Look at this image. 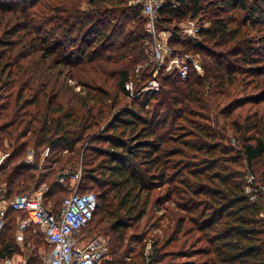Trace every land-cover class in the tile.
Masks as SVG:
<instances>
[{
	"label": "trees",
	"instance_id": "obj_1",
	"mask_svg": "<svg viewBox=\"0 0 264 264\" xmlns=\"http://www.w3.org/2000/svg\"><path fill=\"white\" fill-rule=\"evenodd\" d=\"M176 3L161 10L158 29L179 35V22L207 16L199 42L169 41L205 73L162 71L159 91L132 99L125 84L149 60L140 6L0 0V149L8 153L0 185L11 200L46 183L44 202L59 213L73 192L61 198L58 176L72 178L82 163L81 187H97L86 192L99 201L82 234L95 222L113 247L101 264H264V0ZM31 147L35 163L24 159ZM250 175L261 187L255 199L245 189ZM19 216L26 212H7L0 261L17 251ZM145 218L162 233L151 248L132 247L146 239ZM26 240L38 243L34 234Z\"/></svg>",
	"mask_w": 264,
	"mask_h": 264
},
{
	"label": "built area",
	"instance_id": "obj_2",
	"mask_svg": "<svg viewBox=\"0 0 264 264\" xmlns=\"http://www.w3.org/2000/svg\"><path fill=\"white\" fill-rule=\"evenodd\" d=\"M133 4L141 7L146 18V53L149 60L136 67V79L126 82L125 88L129 97L135 99L143 94L159 91L162 71L167 74L178 72L182 79H186L192 69L204 75V68L198 57L175 50L169 43L175 36L197 43L201 33L198 23L191 19L186 24L178 25L179 35L158 29V23L162 20L161 10L170 4L176 7V0H133L131 5ZM146 68H149L151 76L143 83L142 69ZM77 89L80 90L81 87L78 86ZM33 156L34 153L28 156L29 163H32L30 160ZM80 174L77 172L72 178H78ZM253 183L254 177L250 175L245 189L252 194L251 199H255L256 192L261 189ZM45 193L46 189L40 186L30 193L18 194L8 200L7 186L0 185V234L7 225V212L11 208L26 212L25 217H18L20 232L26 231L32 225L40 228L46 244L50 247L44 264H101L109 257L111 250L108 237L95 235L86 239L87 236L82 234V229L92 220L99 206L95 192H73L64 198L59 213L45 204ZM261 216L264 217V213ZM27 259L16 255L7 256L0 261V264H28Z\"/></svg>",
	"mask_w": 264,
	"mask_h": 264
},
{
	"label": "rangeland",
	"instance_id": "obj_3",
	"mask_svg": "<svg viewBox=\"0 0 264 264\" xmlns=\"http://www.w3.org/2000/svg\"><path fill=\"white\" fill-rule=\"evenodd\" d=\"M127 1H128V4L131 5V2L133 0H127ZM204 3H206V2H204ZM204 5H206V4H204ZM133 6H134V4H133ZM87 7H88V5L86 3H84L83 4V8H87ZM225 8H227V7H225ZM225 8L217 9L219 11L218 14H220L221 17H224L227 14L226 12L221 10V9H225ZM243 15H245V14H243ZM191 19H193L194 21H196L198 23L197 25L200 26L201 32H203L206 29H209L210 26H211L210 22L207 20V16H205V22H204V21H202L201 15H199L196 18H187L186 20H183V21L179 22L178 25H180L182 23L186 24L187 21H189ZM251 31L252 32H251L250 36H256L257 37V35H260V33L257 32L258 31L257 29H254V30H251ZM200 35H201V33H200ZM200 35H199L198 42L200 41ZM259 39L260 38H256L255 39V45H257L256 47H258L259 43H261V41L259 42ZM204 73H205V71H204ZM4 143H5V146H7V147L9 146L7 140ZM32 153H34V156H33V159L30 160V161H32V163H35L37 154H36L35 148H33V147L27 149V152H26V154L24 156V159L26 161H28V158H29L28 156L31 155ZM47 155H48L47 151L41 153V155L39 156V160H40L39 164L43 165L45 163L46 158L48 157ZM7 157H8V153H6L5 150L0 149V167L3 165V163L5 162ZM19 159H21V158H18V160ZM81 167H83L82 163H81V165L79 167L80 169H79L78 172L81 173V174H80V177H78V178L77 177L76 178L65 177L64 172H62L63 174H61L63 177L58 176L57 180L62 185V187L64 188L62 191L58 192V194L61 196V198H63L64 196L68 195L69 193L75 192V191H80V192H86V191H91V190L97 191V189H98L97 187L91 188V189L90 188H86V187H81L82 175H83ZM65 172L67 173V171H65ZM75 174H73V175H75ZM41 186L46 189V192L48 191L49 188H48V185L46 183L42 184ZM47 205L52 207V203L51 202H49ZM157 207H158V205H157ZM157 207H155V209H157ZM164 207L165 206L163 204H160L158 210L154 211L155 215L157 217L162 214V212L164 210ZM157 217H155V219ZM146 221H147V218H145L143 220V222H142L143 225L140 228L141 229L140 231H147L148 230V233L146 234V239L141 241V242H136V243L135 242L133 243V240H129V242L132 241L131 242V246L132 247L139 248L142 243L148 241L147 249L151 248L152 241H149L150 237L152 235H155V234H158V233H162V227L161 226L159 228L154 229V228L149 227L150 223L146 225ZM91 228L92 229L90 230L89 234L86 235L87 237H85L86 239H89V238H91V237H93L95 235H105L107 237V235L109 234L106 231H101V230L95 228V222L92 224ZM37 230H39V228L38 227H34L30 231L27 230V231L20 232L19 228L17 226V228L15 230L16 234H15V238H14L17 251H16V253L14 255H16L17 257H22V258H25V257L28 258V257H31V256L32 257H38V259L41 261L40 264H44V261H45V259L47 258L48 254H49V249L46 246V244L44 243L43 235L41 234V232L38 233ZM133 231H134V229L132 228L129 232L133 233ZM7 232H9V230H4L3 231L2 236L0 237V243H1V240L4 237L5 233H7ZM33 234H34V238L38 239V243L36 245H34V243H33L34 240H31L30 242H27V240H26L28 237H31V235H33ZM110 235H112V234L110 233ZM21 236H22V238H21ZM108 237H110V236H108ZM126 243H128V242H126ZM109 245H110V250L112 251L113 250L112 243L109 242ZM110 257H111V254H110ZM125 260L127 262H129L131 260V258L125 257Z\"/></svg>",
	"mask_w": 264,
	"mask_h": 264
},
{
	"label": "water",
	"instance_id": "obj_4",
	"mask_svg": "<svg viewBox=\"0 0 264 264\" xmlns=\"http://www.w3.org/2000/svg\"><path fill=\"white\" fill-rule=\"evenodd\" d=\"M60 176H62V175H60Z\"/></svg>",
	"mask_w": 264,
	"mask_h": 264
}]
</instances>
